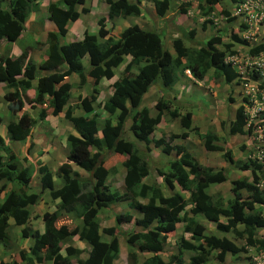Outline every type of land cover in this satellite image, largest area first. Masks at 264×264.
Segmentation results:
<instances>
[{
    "label": "trees",
    "instance_id": "1",
    "mask_svg": "<svg viewBox=\"0 0 264 264\" xmlns=\"http://www.w3.org/2000/svg\"><path fill=\"white\" fill-rule=\"evenodd\" d=\"M104 1L108 21L104 17L97 19L98 36L83 30L80 38L61 44L59 39L67 34L68 25L79 18L80 11L89 9L81 7L85 0H50L47 14L57 31L48 32L46 58L36 67L26 52L18 56L5 52L11 49L10 43L20 37L28 14L38 9L40 0H0V40L8 42L4 46L6 51L0 55V83L7 89L3 97L10 116L6 124L9 140L23 141L31 137L37 118L29 114L30 108H39L40 120L62 115L74 130L66 135V160L56 171L61 184L55 186L51 171L40 163L37 166L40 187L37 192L31 191L29 168L4 145L0 135V244L9 247L13 226L20 228L21 235H18L23 240L18 248V258L6 264H71L72 259L76 264H114L119 255V236L124 238L128 248L126 264H212L211 252L214 263L233 264L226 262L227 255L247 251L245 245L264 252V235L258 233L259 228H264V190L254 184L259 178L256 174L260 167L249 160L233 163L231 151L217 144L216 133L213 130L198 133L192 127L190 111L181 115L177 107L170 110L171 100L166 95L158 100L154 114L148 106L142 105V98L152 84L160 81L162 86L172 87L185 69L201 82L210 71L215 79L226 83L233 81L237 74L224 62L225 53L231 52L235 40L242 41L231 31L230 42H223V36H228L225 28L196 41L194 47L187 44L194 31H183L187 38L175 36L169 39L172 53L165 48L164 40L168 36L164 29L153 32L135 24L126 28L124 35L114 36L106 26V21L112 23L111 27L114 25V17L139 16L140 2L151 5L157 15L163 16L172 5L185 12L197 1V14L204 18L202 28L211 22L207 19L209 15L221 16L228 22L234 18L226 8L220 7L222 0L180 3L171 0ZM210 27H214L213 23ZM83 57H88L86 68ZM120 65L123 69L115 79V69ZM36 68L46 73L36 76ZM133 68L137 69L136 73ZM71 73L77 75L79 88L98 84L105 78L113 80L114 91L107 99L97 101L99 92L94 88L89 94L78 95L74 105L69 102L72 97ZM34 80H37L35 85ZM33 87L35 95L30 97L26 91ZM75 106L82 114H74ZM177 116L182 127L198 133L206 150L224 151L223 157L229 166L240 171L250 169L254 182L241 176L229 181L228 197L210 194L209 187L228 180V169L202 164L185 146L170 144L175 137L186 138L188 131L170 134L167 140L163 135H151L161 120ZM128 121L130 124L126 127ZM222 124L225 134L242 133L245 120L241 107L235 111L233 120L226 124L222 121ZM125 129L131 133V138ZM223 141L226 143L225 137ZM151 142L165 153L175 152L166 168L157 170L164 191L171 192L169 195H164L156 182H144L150 173L148 153ZM138 143L143 145L146 153L140 151ZM114 155L123 158L120 161L125 169L122 192L108 183L109 175L116 173L115 163H108ZM71 163L85 171L86 177L73 170ZM176 186L185 194L175 190ZM46 192L51 200L58 202L54 210L42 214V229L30 228L31 207L40 202ZM122 202L127 203L129 211L114 214V225L102 227L98 212ZM70 213L78 216V225L66 222L64 216ZM198 217L210 222L218 235L209 232ZM122 222H132L133 227L123 231L118 227ZM178 223L182 225V233L190 237L185 239L181 235L182 239L176 242L177 252L165 261L161 253L168 235L176 231ZM229 233L239 237L244 244L237 245L227 236ZM72 236L88 245L84 258L80 255L85 249L75 246ZM135 246L150 255L139 260ZM185 252H190L187 263Z\"/></svg>",
    "mask_w": 264,
    "mask_h": 264
},
{
    "label": "rangeland",
    "instance_id": "2",
    "mask_svg": "<svg viewBox=\"0 0 264 264\" xmlns=\"http://www.w3.org/2000/svg\"><path fill=\"white\" fill-rule=\"evenodd\" d=\"M42 1H43V4H42ZM100 1H101V4L97 5L96 7L97 0H85L86 5H82L81 7L89 8V10H91L92 13L89 12L88 14V13H84L83 11H80L79 18L76 21L71 22L69 24L68 29H67V34L62 36L59 39L61 44H66L70 42L71 40L80 38L83 30H87L89 34L98 36L97 30L99 26H98V23L96 22L98 18H95L94 16L98 17L96 14L99 10V7H100V11H99L100 16L105 15L107 13V10L105 9V5H104L105 1L104 0H100ZM171 1L174 3H180L181 1H187V0H171ZM141 3H142L141 5L142 10L139 16L129 15L126 17H116V19L113 20L114 25L112 27H111L112 23L110 22L107 24L108 19L104 17L107 20L106 26L107 28H109V33L114 36L124 35V30L135 24L141 29L154 30L153 32H159L160 29H164L166 31V36H168L167 40L166 41L164 40L165 48L171 49V46L168 45V44H171L170 43L171 38L175 36L185 37L183 34V31L184 32H188L190 30L194 31L193 38L191 39V41L187 42V44L189 43L191 46L195 47L197 46L196 41H199L202 38L208 37L210 34H214V32H216L215 30H218V29L219 30H224L225 28L227 29L228 36L224 35L222 38V41L230 42L231 31H235L237 28L236 21L233 20L232 22H228L227 20L225 21L222 17H218V15H214L215 17H217V21H216L217 25H215L214 27H210L209 24H207L206 25L207 27L202 28L201 23L203 22V20H201V17H199V14H197V8H196L197 1H194L191 7L186 8L185 12H181L178 6L172 5V7L168 9L163 16L157 15V13L155 12L154 8L151 5L145 2L144 3L140 2V4ZM44 4H46V1L40 0V5L38 9L28 14L26 18V22H25V29L21 33L20 37L16 40V42L10 43L9 45V47L12 48V46L15 44V46L19 49L18 55H20L23 52H26L29 56V59L30 58L32 59L36 67L38 66L39 63H41L46 58L48 45L44 47L43 42L45 41V39H47L48 32H53V30H51V22L47 14V6L43 7ZM220 7L226 8L228 10L231 9L232 5H231L230 0L229 1L222 0L220 3ZM34 15L36 16V18H34L35 21L33 23L34 27L33 29H30L28 27V20L30 19L31 16L34 17ZM36 25H37V30L33 31ZM96 25H97V30L95 29ZM109 33L108 35H110ZM1 43H2L1 46H3V48L2 47L0 48V54L2 53L4 54V52L6 51V48H4V46L8 44V42L5 40L1 42L0 40V44ZM239 46H240L239 44L235 45V47L237 48ZM82 62L86 65L84 66L86 68L89 63L88 57H85V58L83 57ZM122 69H123V65L121 66V68H118L115 70L116 71L115 79L116 77L120 76ZM135 69L136 68H134V70ZM40 71L41 70L36 68V76L44 75L42 71H41L42 73L39 74ZM72 74L76 75L75 73H71L69 75V82L71 84L70 92L72 94V97L69 99V102L75 103L74 105H76L77 103L76 95L78 96L81 93L84 94L85 92L86 94H89L92 92L94 88H96L98 92L100 93V95L98 93L97 101H103L107 99L108 97H106V95L108 94L109 89H111L112 93L114 91V87L111 86V81L113 80L108 81L105 78H104L106 81L105 82L106 85H104L105 87L95 84V85H91L88 87L83 86L82 88H79V86H77L78 80L71 81ZM204 80L206 81V83L211 82L214 84L215 97L203 95V94H211V92L214 90L212 88L211 92H208V91L203 92L202 91L203 83L200 81L199 83L197 82L198 86L200 87V91L199 89H195L196 93L192 94V96L190 97V100L186 102V103L190 102L189 104L193 105L191 103H196L194 100L198 98L197 100L200 101L198 105L195 104L193 106H185V105H180L178 101L173 100L171 101L170 106H171V109H174L176 107L179 108L183 106H185L186 109L188 110L191 107L195 108L197 110L196 111L197 113L194 117L192 116V127L196 128L198 133H204L206 130H213L216 134L217 133H220V135L224 134L223 136H219V137L217 136L218 142L220 143L222 142L224 137H226V139L228 138V135L226 136L225 134L226 131L222 124V121L225 124L228 121H230L228 119V115H229V110L227 109L228 105H229V109L231 110V113L234 114L240 102V97L236 98L234 102L231 103L230 102L231 100L229 99L230 94L228 93V91L225 90L226 87H229V85H225V83H221L220 81L214 79L211 71L207 73ZM34 82L36 83L37 80H34ZM151 87L152 88L149 89L147 93L145 94V97L148 99L146 104L150 109V113L154 114L156 112L154 110L156 107L155 104L157 102L156 96L159 95L155 91L159 87L162 88V85H161V82L158 81L152 84ZM163 89L164 91L162 95H166V97H169L170 99H172V96H171L172 94L167 92L168 91L167 88H163ZM3 94L4 93L1 91L0 92V116L2 117V122L0 123V133L3 135L1 134L0 135L3 138L4 145L9 147V149L17 155L19 162L21 164H26L25 166L29 168L30 173H31V182H30L31 188H32L31 191L37 192L39 191V188H40L39 187V174L37 171V166L40 163L45 164L49 168V170L51 171L53 175V183L55 184V186H59L61 184V181L59 177L57 176L56 171H57L58 166L63 161L66 160V154L68 152V148L66 145L65 138L68 133L70 132L74 133L72 125L69 124L62 115H60V118H56V117L53 119L50 118L52 120H51V123L49 124V122L47 121V118L43 120H40L38 118L39 108H35V109L30 108L28 109L29 114L37 118L34 128L32 129L31 137H28L23 141H10L8 138V134L6 133V124L8 120L10 119V116H9V110L7 108V102L4 100ZM212 95H214V93H212ZM74 114L75 115L82 114L81 109L75 106ZM101 115L104 116L105 113L101 111ZM225 116H226V119H225ZM163 120L167 124L163 125L160 123L158 126H156L153 134H151L153 137L155 136L158 137L160 135H163L165 137V140H167L169 138V135L172 133V131L175 132L176 134H179L182 131H188V129L181 126L180 121H179V116L176 118H172V119L168 118L167 121L165 119ZM129 124L130 122L128 121L126 127H128ZM67 125L69 126L71 131L68 130ZM54 126L55 128L53 129ZM99 128L101 129V123H100ZM159 129H160V132H159ZM125 130L127 131V135H129L131 138L132 137L131 133L128 131V129H125ZM197 132L195 130L188 131V135H189L188 137L186 138L175 137L170 144L171 145H175V144L183 145L185 146V148L191 149L197 159L203 160L204 153L205 151H208V150H206L204 146L201 144V140ZM32 139L36 140L35 148L31 141ZM30 144L32 145L30 146ZM138 146L141 152L146 153L144 151V147L142 144L138 143ZM239 146H240V143L238 144V147ZM149 147L150 149L148 153V163H149L150 173L145 178H148L150 176L152 178L151 182H154L157 180L161 182V177L158 174L157 170L158 168H166L167 161L175 157V152L173 151L170 152L171 154L169 155V157H167L165 154H162V152L158 148L154 147L153 142L150 143ZM31 148L32 150L33 149L34 150L31 151ZM236 149L232 151L230 150L232 155L236 151ZM21 150H22V153H21ZM34 151L36 152L35 157L32 156ZM216 153H218V151L211 152V154H216ZM242 154L246 155L247 152L245 151L241 153V155ZM238 155H240V153H238ZM242 157L244 159V156ZM25 158H26V161L24 160ZM121 160H123V158L119 155L111 156L108 159L109 161L108 163L110 165L115 163V169H116V173L114 175H111V174H110L111 176L109 175L108 183L120 192L123 191V185H124V180H123L124 167L120 164ZM214 161H217L218 164L220 165L219 156H216V158H214ZM232 162L234 163L235 161L232 160ZM223 164H224V161H223ZM71 166L74 170L81 171L83 176L86 175L85 174L86 172H84L80 167H78L74 163H71ZM230 167L232 166L230 165L229 168H225V169H228L229 171L228 174L230 175L229 177L235 178L236 170L232 169L233 167L232 168ZM245 176L250 177V172L248 173V175H245ZM145 181L147 180L145 179ZM226 182H229V178ZM229 189H230V184H227V183L224 185L222 184V185L214 186V190H219V192H221L225 198L228 197L230 194ZM162 190L164 191L165 188L162 187ZM179 192L181 191L179 190ZM170 193L171 192H169V194ZM169 194L166 193L164 195H169ZM181 194L184 195L185 192H181ZM55 202L57 203L58 200H51V197L49 196L47 192L42 195V199L40 200V202H38L37 204H34V206L31 207L32 214H31V220H30V228L34 229L38 227L39 229H42L43 222H42L41 216L45 211L54 210L55 204H56ZM126 211H129V207L127 206V203L125 202L116 203V204H112L107 209L100 210L98 212L97 218L102 227L113 226L114 225V217H113L114 214L126 212ZM64 218L66 219V222L67 223L69 222L71 225H74V224L78 225L80 223L78 216H76L74 213L66 214ZM203 223H204L205 228L209 232H213L214 234L218 235V233H216L215 230L213 229V226L210 224V222L203 221ZM132 225H133L132 222H129V223L122 222L118 225V227L123 231H129L133 227ZM19 233L21 235L20 228L17 226H13L12 228H10L9 247H6L0 244V264L10 263V261L13 258L14 259L18 258V254H17L18 248L20 247V244L23 241V240L21 241V238L18 235ZM258 233H261L262 235H264V228H259ZM181 235H183L185 239H188L190 237L187 233H182V225L178 223L176 231L168 235L167 243L165 244V248L161 253V256L164 258L165 261H167L168 256L170 254H174L177 252L176 242L177 240L182 239ZM227 236L239 246L244 244V242L239 237H237L236 235L232 233L227 234ZM70 238L72 239V243L75 246L85 249V251L80 255L81 258H84L87 255L86 250L88 249V245L84 241H80L77 238V236H72ZM105 238H108V237L105 236ZM25 243L27 242L25 241ZM119 245H120L119 255H118V258L114 261V264H126L128 261L127 260L128 248L122 236H119ZM245 246H246L245 250L247 251H241L235 255L228 254L226 258V262L233 263V264H247L246 257L248 256V254L252 253V250H250L251 247L249 245H245ZM135 248L137 250V257L139 258V260H142V258L150 255L149 252L139 251L136 246ZM188 255H190V252H185L184 254L185 263H187L188 261L187 260ZM213 256L214 254L211 252L210 262H212V264H216L213 262L214 260ZM71 264H76L75 259H72Z\"/></svg>",
    "mask_w": 264,
    "mask_h": 264
},
{
    "label": "built area",
    "instance_id": "3",
    "mask_svg": "<svg viewBox=\"0 0 264 264\" xmlns=\"http://www.w3.org/2000/svg\"><path fill=\"white\" fill-rule=\"evenodd\" d=\"M232 9L242 42L225 53V63L237 73L248 158L260 167L263 176L256 186L264 190V0H234ZM185 72L191 76L188 70ZM249 261L264 264V253L252 248Z\"/></svg>",
    "mask_w": 264,
    "mask_h": 264
},
{
    "label": "crops",
    "instance_id": "4",
    "mask_svg": "<svg viewBox=\"0 0 264 264\" xmlns=\"http://www.w3.org/2000/svg\"><path fill=\"white\" fill-rule=\"evenodd\" d=\"M46 1V4H44L43 5V7H46L47 5H48V3H49V1L50 0H45ZM42 4H43V1H42ZM101 4V1L100 0H97V4H96V7H97V5H100ZM83 5H86L85 4V2H84V4ZM104 5H105V9L107 10V4L106 3H104ZM89 9V8H88ZM99 11H100V7H99V10H98V12H97V16L98 17H96V16H94L95 18H101L102 16L103 17H107V13L105 14V15H101L100 16V14H99ZM89 12L90 13H92L91 12V10H88L87 12H84V13H88L89 14ZM34 18H36V16L34 15V17L33 16H31L30 17V19L28 20V27L30 28V29H33V27H34V25H33V23H34V21H35V19ZM114 19H116V17H114L113 18V20ZM51 22V21H50ZM69 26V25H68ZM96 30H97V25H96V28H95ZM120 29V28H119ZM35 30H37V25L35 26V28H34V30L33 31H35ZM51 30H53V31H56L57 29H56V26H55V24L53 23V22H51ZM66 35V34H65ZM76 39H78V38H76ZM75 39V40H76ZM4 40H2V42H3ZM70 41V40H69ZM16 42V41H15ZM14 42V43H15ZM2 45V43L0 44V48L2 47L3 48V46H1ZM47 45V43H46V39H45V41L43 42V46L45 47ZM169 46H171V44H168ZM168 50L170 51V52H172L173 53V51H172V49H170V48H168ZM7 55H11V56H16V55H18L19 54V49L15 46V44L12 46V48L6 53ZM85 58V57H84ZM83 60V59H82ZM83 65L84 66H86L84 63H83ZM121 66L122 65H120V66H118L116 69H118V68H121ZM115 69V70H116ZM40 70V69H39ZM43 73H46L45 71H43V70H41ZM40 71V73L39 74H41L42 72ZM49 72H51V71H49ZM116 72V71H115ZM133 72L134 73H136L137 72V69H135L134 70V68H133ZM74 80H78L77 79V77H76V75H74V74H72V76H71V81H74ZM106 81H105V79L104 78H101L100 79V81H99V83L97 84V85H101L102 87H105L104 85H106V83H105ZM197 82L198 81H193V80H191L190 78H188L186 75H182V77H179L178 78V80L175 82V84L172 86V87H164V86H162V88L161 87H159L158 89H156V93L157 94H159L158 96H156V101L158 102V100L163 96L162 94H163V91H164V89L163 88H167V92L168 93H171L172 95V99H170L171 101H178L179 102V104L180 105H185V106H193V105H195V104H199L200 103V101H198L197 99H195L194 101L196 102V103H191V104H193V105H190L189 103L190 102H188V103H186L187 101H189L190 100V97L192 96V94H195L196 92H195V89H199V91H200V87L198 86V84H197ZM33 85H35V82H33ZM152 87H150V89H151ZM170 90V91H169ZM192 90V91H191ZM226 91H228V93L230 94L231 93V95H230V97L231 98H235L236 97V95L238 94L237 93V91H236V89H233L232 87H226V89H225ZM6 92L7 91V89L5 88V86H4V84L3 83H0V92ZM202 91L203 92H205L206 90L204 89V87H202ZM211 93H214V95H211V94H203V95H206V96H213V97H215V92H211ZM233 93V94H232ZM26 94L28 95V96H31V97H34V94H35V89L34 88H30V89H28L27 91H26ZM146 94V93H145ZM145 94H144V96H143V98H142V105H146L147 106V104H146V102L148 101V99L145 97ZM99 95H100V93H99ZM110 95H112V92H111V89H109V91H108V94L106 95V97H109ZM234 95V96H233ZM76 97H77V95H76ZM173 97H174V99H173ZM5 100V99H4ZM6 101V100H5ZM157 102H156V104H157ZM233 103V102H232ZM155 104V105H156ZM3 105H5V104H3ZM141 105V106H142ZM185 106H183V107H179V114H183L184 113V111H186V110H188V109H186V107ZM228 110H229V115H228V119L229 120H233L234 119V117H235V113L234 114H232L231 113V110L229 109V105H228V108H227ZM155 111H156V108L154 109ZM188 111H190V113H191V115L194 117L195 115H196V109L195 108H190ZM80 115V114H79ZM192 116H191V119H192ZM60 118V115H57V116H49V117H47V121L49 122V124L51 123V120L53 119V118ZM50 118H52V119H50ZM225 119H226V116H225ZM167 121V120H166ZM161 124H163V125H166L167 123L164 121V120H161V122H160ZM159 123V124H160ZM158 124V125H159ZM157 125V126H158ZM53 126V125H52ZM68 126V125H67ZM55 128V126L53 127V129ZM68 130L69 131H71V129L69 128V126H68ZM159 132H160V129H159ZM1 134V133H0ZM171 134H176L175 132H173L172 131V133ZM1 135H3V134H1ZM218 137L219 136H223V135H220V133H217L216 134ZM228 135V138L226 139V137H225V141H226V143L225 142H223V140H222V142H218L217 144L218 145H221L222 147H224L226 150H235L237 147H238V144L240 143V146L236 149V151L233 153V155H232V153H231V157H232V160L233 161H243V157L242 156H244V154H242L241 155V153H243V152H241L243 149L241 148V145L245 142V137H244V135H242V134H226V136ZM189 136V135H188ZM187 136V137H188ZM32 141V143H33V146H34V148H35V145H36V140L35 139H32L31 140ZM33 148V147H32ZM32 148H31V151H33L32 150ZM161 152H162V154H165L167 157H169V155L171 154V153H165L162 149H160V148H158ZM194 156H195V154L193 153V151L191 150V149H189V148H187ZM211 152L212 151H205V153H204V159L203 160H200V159H198V161H200L202 164H206V165H208V166H212V167H215V168H229V165H228V163H227V161L225 160V159H223L224 157H223V153H224V151H218V153H216V154H211ZM21 153H22V150H21ZM238 153H240V155H238ZM222 155V156H221ZM32 156H36V152L34 151V153L32 154ZM216 156H219L220 157V165L218 164V162L217 161H214V158H216ZM171 160V159H170ZM224 161V164H223V161ZM169 161V160H168ZM226 161V162H225ZM26 165V164H25ZM76 165V164H75ZM72 167V166H71ZM233 167V166H232ZM232 167H230V168H232ZM73 169V168H72ZM232 169H234V170H236V172H235V175H236V177L235 178H231V177H229L230 175L228 174V178H229V181L230 180H233V179H236V178H238V177H241V176H245V175H248V173L250 172L249 170H245V171H240V170H238V169H236V168H232ZM74 170V169H73ZM76 171H78V173L81 175V177H86V175L85 176H83L82 175V172L81 171H79V170H76ZM85 172V171H84ZM244 173V174H243ZM115 174V173H114ZM113 174V175H114ZM124 174H125V169H124ZM111 176V175H110ZM145 179L147 180V181H145ZM144 179V182H148V183H151V180H152V178L149 176L148 178H145ZM123 180H124V176H123ZM154 182H156L161 188L162 187H164V185L161 183V182H159L158 180L157 181H154ZM230 184L229 182H222V183H220V184H216V185H224V184ZM216 185H212L211 187H209V189H208V192L210 193V194H220V195H222L223 196V194L221 193V192H219V190H214V186H216ZM123 189H124V185H123ZM175 190H180L179 189V187H175ZM230 191V190H229ZM168 192V191H167ZM166 191H164V193L166 194L167 193ZM224 197V196H223ZM56 203V202H55ZM198 219L200 220V222L204 225V223H203V221H207L206 219H204V218H202V217H198ZM208 222V221H207ZM36 228H38V227H36ZM119 251H120V245H119Z\"/></svg>",
    "mask_w": 264,
    "mask_h": 264
},
{
    "label": "clouds",
    "instance_id": "5",
    "mask_svg": "<svg viewBox=\"0 0 264 264\" xmlns=\"http://www.w3.org/2000/svg\"><path fill=\"white\" fill-rule=\"evenodd\" d=\"M229 1V0H228ZM230 2H231V5H232V7H233V2H234V0H230ZM232 7H231V9H227L230 13H229V15H230V17H233L234 19V21H235V17L234 16H232L231 14H232ZM107 17H108V15H107ZM106 17V18H107ZM218 17H221V16H218ZM223 18V17H222ZM207 19H209L211 22H209L208 24H209V26H210V24L211 23H213V25L215 26V25H217V17H215L214 15H209L208 17H207ZM225 21H226V19L225 18H223ZM50 20V19H49ZM201 20H204V18H201ZM51 21V20H50ZM52 22V21H51ZM236 27H237V22H236ZM57 29V28H56ZM57 31V30H56ZM53 32H55V31H53ZM237 32H238V29L236 28V30L235 31H232V33L233 34H236V36H237V38H238V34H237ZM239 39V38H238ZM2 40H4V39H2ZM2 40H1V42H2ZM239 41V40H238ZM238 41L237 40H235L234 42H233V46H232V48L236 45V44H239L238 43ZM172 49V48H171ZM231 52H232V50H231ZM3 54V53H2ZM2 54H0V55H2ZM224 62H225V58H224ZM228 64V63H227ZM186 70H188V69H185L184 70V75H186L188 78H190L191 80H193V81H195L196 79L191 75V73H190V71H189V73H190V75L191 76H189L185 71ZM237 74V73H236ZM237 76V75H236ZM214 77V76H213ZM215 79V78H214ZM216 80H218V81H220L221 83H225V85H229L230 87H232L233 89H236V91H237V93H238V87H237V80H236V77H235V79L233 80V81H231V82H229V83H226V82H224L222 79H216ZM196 81H198V80H196ZM200 81H198V83H199ZM202 83H203V87H204V89L206 90V91H208V92H211V89L213 88V90L214 91H212V92H215V89H214V84L213 83H206V81L204 80V81H202ZM233 94V93H232ZM211 95H212V93H211ZM230 95H231V93H230ZM234 96V95H233ZM239 97V95L237 94L236 95V97L234 98H231L230 96H229V99L231 100L230 102L232 103V102H234V100L236 99V98H238ZM229 101V100H228ZM238 107H241V112H242V105H241V100H240V102H239V104H238ZM237 107V108H238ZM237 108H236V110H237ZM169 109L170 110H173V109H171V106H169ZM178 110H179V108H178ZM235 110V111H236ZM186 112V111H185ZM178 117V116H177ZM245 125V124H244ZM240 134H242V135H244V137H245V142L241 145V148L243 149L241 152H247V154L246 155H244V159H243V161H251L249 158H248V154H249V146L247 145V131H246V128H245V126L243 127V132L242 133H240ZM252 163H254V162H252ZM254 164H256V163H254ZM257 165V164H256ZM249 171H250V169H249ZM256 175H258L257 177H261V176H263V173H261L259 170H257V174ZM250 179H251V181H253V175H252V173L250 172V177H249ZM259 178H257V180L255 181V185H256V182L258 181V179ZM254 182V181H253ZM259 234H261V233H259ZM246 247V246H245ZM252 248H254V247H251L250 248V250H252ZM255 249V248H254ZM256 250V249H255ZM257 251V250H256ZM262 252V251H261ZM264 253V252H263ZM251 254L252 253H250V254H248V256L249 257H251ZM248 256H247V264H252V262L251 261H249V258H248Z\"/></svg>",
    "mask_w": 264,
    "mask_h": 264
}]
</instances>
